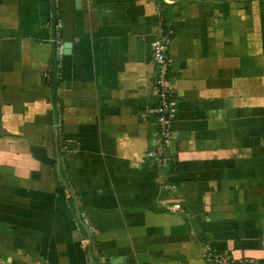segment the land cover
<instances>
[{"label": "crops", "instance_id": "obj_1", "mask_svg": "<svg viewBox=\"0 0 264 264\" xmlns=\"http://www.w3.org/2000/svg\"><path fill=\"white\" fill-rule=\"evenodd\" d=\"M166 31L174 191L147 156ZM263 235L264 0H0L1 257L264 264Z\"/></svg>", "mask_w": 264, "mask_h": 264}, {"label": "built area", "instance_id": "obj_2", "mask_svg": "<svg viewBox=\"0 0 264 264\" xmlns=\"http://www.w3.org/2000/svg\"><path fill=\"white\" fill-rule=\"evenodd\" d=\"M55 2V0H50ZM172 31H166L160 39L152 44V62L155 68L156 76L152 84V97L155 105L149 111V114L156 116V130L151 135L153 150L147 156L152 158L160 173V185L163 189L174 191L175 185L166 182V176L172 167L173 160L171 156V124L177 116V106L173 98V84L171 77L168 76L170 60L167 57V51L170 45ZM51 42L56 45V52L62 53L63 47L58 40L56 33ZM169 210H177L179 205L167 207ZM84 218V214L80 213ZM89 238L82 240V245L89 244ZM261 245L264 248V235L261 238ZM203 258L210 264H234L228 255L215 252L209 244H204ZM100 264H106L105 258L100 257ZM0 264H11L5 258L0 256Z\"/></svg>", "mask_w": 264, "mask_h": 264}, {"label": "water", "instance_id": "obj_3", "mask_svg": "<svg viewBox=\"0 0 264 264\" xmlns=\"http://www.w3.org/2000/svg\"><path fill=\"white\" fill-rule=\"evenodd\" d=\"M54 23H55V20L53 21V25H54ZM53 38V37H52ZM51 45H52V47H53V51H54V60L56 59L55 58V46H54V44L51 42ZM55 70V69H54ZM54 78V77H53ZM54 80V79H53ZM55 87V84H54V82L52 83V88H54ZM51 88V89H52ZM53 91V89L51 90V92ZM52 96V102H53V108H55V105H54V96H53V93L51 94Z\"/></svg>", "mask_w": 264, "mask_h": 264}]
</instances>
